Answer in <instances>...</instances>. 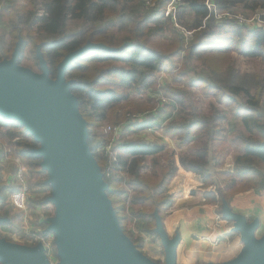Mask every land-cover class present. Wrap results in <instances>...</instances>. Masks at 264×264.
<instances>
[{"label":"trees","instance_id":"trees-1","mask_svg":"<svg viewBox=\"0 0 264 264\" xmlns=\"http://www.w3.org/2000/svg\"><path fill=\"white\" fill-rule=\"evenodd\" d=\"M179 1L175 16H166L170 0H0L8 27L6 32L0 21V60L10 58L20 42L19 61L24 53H31L33 67H38L39 48L54 78L57 65L69 52L86 43L102 45L71 60L65 79L87 123V143L108 185L106 194L118 222L139 251L141 238L127 232L124 222L131 215L139 221L138 233L158 238L154 213L163 221L172 205L168 186L178 168L176 160L202 178L205 202L216 204L220 213L223 201L229 204L234 195L264 190V67L258 62L264 58V30L218 17L238 9L264 23V0ZM176 24L191 35L187 37ZM232 52L246 55L254 72L236 69ZM193 59L200 60L208 74L193 80L185 72L179 74L189 86L214 97L207 113L198 112L188 89L159 83L160 73H173L180 62L186 71ZM151 92L161 93L165 100ZM218 105L239 120L232 131L224 125L227 114ZM134 111L145 115L125 118ZM122 122L124 137L113 143L116 156L111 161L97 149L112 134L95 142L94 129ZM147 130L173 136L185 151L176 153L155 141L124 139ZM0 135L28 159L31 169L46 173L41 157L34 153L39 143L22 125L0 116ZM233 146L238 151L233 154L232 171L213 173L224 168ZM125 178L132 202L138 205L131 214L124 198L128 191L120 188ZM38 185H44V180ZM213 185L215 191L209 189ZM46 198H36L34 203L49 204Z\"/></svg>","mask_w":264,"mask_h":264},{"label":"water","instance_id":"water-1","mask_svg":"<svg viewBox=\"0 0 264 264\" xmlns=\"http://www.w3.org/2000/svg\"><path fill=\"white\" fill-rule=\"evenodd\" d=\"M18 42L8 59L0 60V116L17 121L39 143L34 153L41 157L54 207L47 231L55 236L59 264H176L178 238H170L155 212V228L162 246L163 262L139 251L123 232L111 201L107 183L88 143L87 123L78 110L65 70L71 60L88 48L86 43L69 52L56 67L54 78L37 49L40 72L18 64ZM222 216L236 223L243 251L223 263L264 264V232L257 237V222L246 223L223 201ZM0 264H50L40 244L34 246L0 239Z\"/></svg>","mask_w":264,"mask_h":264},{"label":"rangeland","instance_id":"rangeland-1","mask_svg":"<svg viewBox=\"0 0 264 264\" xmlns=\"http://www.w3.org/2000/svg\"><path fill=\"white\" fill-rule=\"evenodd\" d=\"M174 6L173 10L176 13L177 8L180 6L175 5V3L171 4V0L167 5V9ZM234 14H229L226 17L235 19L239 24H243L248 28H262L264 30V23L257 19L256 16L245 17L238 12V9L234 10ZM173 12V13H174ZM171 13V12H170ZM174 13V16H175ZM166 15V13H165ZM7 15L3 11L2 5L0 4V21L2 25V29L8 31L7 27ZM167 16V15H166ZM188 20H191L188 18ZM177 28L184 33L187 37H189L183 28L176 24ZM7 37V35H6ZM167 38V36H165ZM189 39V38H188ZM18 42L15 43L13 50ZM13 52V51H12ZM20 55V54H19ZM37 55V50L35 52ZM232 60L234 62V66L242 73H253L254 66L252 62L246 55L239 54L237 52H232L231 54ZM258 62L264 67V58H259ZM18 64L26 67L33 72L39 73L40 68L39 65L34 66L33 55L30 54H23V58L19 61L18 56ZM208 69L201 65V61L198 59H193L189 65L187 70L185 71L182 66L181 62L178 63V69L173 73H160L159 83L160 84H168L173 87L188 89L191 93V99L196 106L198 112L200 113H207L209 109L210 102H214V97L211 95H206L203 90L196 86H189L186 78L181 76L179 72H185L186 77L189 80H193L195 78L201 77L203 75L208 74ZM153 97L165 100L162 98L161 93L159 92H151ZM219 108L223 109V111L227 114V118L224 121V125L232 131L234 126L239 123V120L234 119L230 114L227 107L222 105H218ZM143 116L145 113L142 112H130L125 115L126 119H130L133 116ZM109 123H103L99 128L94 129V134H96L95 142L100 141V139H108L110 135L104 133V127ZM119 129L117 130L116 140L121 136V140L123 139L124 135L122 136V126L123 122L119 123ZM122 131V132H120ZM121 133V134H120ZM120 134V135H119ZM129 138H138L144 139L146 141H155L158 143L163 142L166 146L168 143L171 142L175 143V147L178 148V143L175 138L171 135H167L163 133L161 130H147L144 132H140L138 135H125L124 139ZM171 142H170V141ZM171 149V147H169ZM232 152L226 158L224 168L228 169L232 166V158L233 154H235L238 150L235 146H233ZM185 151V148H178L177 153L180 151ZM97 151L100 153L103 151L102 147L99 146ZM149 163V158H148ZM20 171L19 178L18 172ZM143 171H148L147 168ZM44 180V185H38L39 182ZM47 174L46 173H36L33 169H31L30 165L28 164V159L19 155L16 152V149L13 146H10L8 143V139L5 135H0V183H2V188L0 190V239L5 241L34 246L36 244H40L36 242L38 237L43 236L45 238V242L47 244L46 251L44 249V253L47 256L50 264H59L60 259L57 254V249L55 245V236L53 233L47 231V227L50 224V219L54 216V207L49 204H43L38 206L34 203L36 198H41L42 196H50L51 189L49 185L46 183ZM127 178L120 186L121 189L127 190L126 185ZM24 188V193L26 197V202L24 208L18 209L12 205L11 202V194L16 190H22ZM128 193H125L124 198L126 201L127 212L129 214L133 213L138 205L132 202V192L127 190ZM264 192V190H262ZM46 198V200H47ZM232 199V198H231ZM139 221L133 218L131 215H128L126 221L124 222V228L127 232H129L134 237L139 236L141 238L142 246H143V239L141 237V233L137 231L136 226ZM262 230L256 232L257 237L261 236ZM264 232V231H263ZM142 252V251H141ZM157 262V261H155Z\"/></svg>","mask_w":264,"mask_h":264},{"label":"crops","instance_id":"crops-1","mask_svg":"<svg viewBox=\"0 0 264 264\" xmlns=\"http://www.w3.org/2000/svg\"><path fill=\"white\" fill-rule=\"evenodd\" d=\"M162 141L160 142L163 144ZM166 147L178 151L173 142ZM176 163L178 168L168 186L173 202L162 221L168 236L178 238L176 264L223 263L235 258L244 247L241 234L236 230V223L224 218L218 212L216 204L205 202L201 188L202 178L184 170L178 160ZM218 171H232V166L226 170L213 169L212 172ZM215 188L216 185H213L209 189L215 191ZM228 205L232 212L242 215L246 223L256 221V232L262 230L263 233V191L248 190L238 193ZM141 237L142 253L153 261L163 262L164 253L159 239L144 232Z\"/></svg>","mask_w":264,"mask_h":264},{"label":"built area","instance_id":"built-area-1","mask_svg":"<svg viewBox=\"0 0 264 264\" xmlns=\"http://www.w3.org/2000/svg\"><path fill=\"white\" fill-rule=\"evenodd\" d=\"M172 3H175V5H179L180 1L179 0H171V4ZM206 4H207L208 8H211V5L209 3H206ZM173 8H174V6H172L171 8H168V10L166 11V15L171 14L172 16H174L175 12L171 11V10H173ZM228 15H229V13H224L222 15H218V17L228 16ZM183 31H185V30L183 29ZM185 32L188 36L191 35V32H189V31H185ZM136 117H138V116H133L131 118L134 119ZM118 129H119V126L106 125L104 127V133L105 134L111 133L112 137L106 143L103 144L102 150H103L104 154L110 158L111 161H114L115 156H116L112 150V147H113V143L116 141V134H117ZM19 174H20V171L18 172V175H17L18 178H19ZM11 202H12V205L18 209L24 208L25 202H26L24 188L22 190H16L11 194ZM35 241L39 242L40 245L43 247V250L45 249V251H46L47 244H46L45 238L43 236L38 237L37 240H35Z\"/></svg>","mask_w":264,"mask_h":264}]
</instances>
